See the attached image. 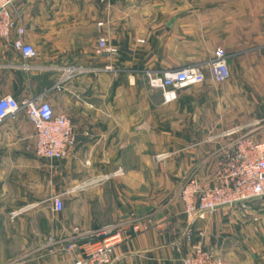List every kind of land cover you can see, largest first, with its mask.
<instances>
[{"label":"crops","instance_id":"0c3cea01","mask_svg":"<svg viewBox=\"0 0 264 264\" xmlns=\"http://www.w3.org/2000/svg\"><path fill=\"white\" fill-rule=\"evenodd\" d=\"M9 12L36 56L14 47L16 28L0 37V97L43 95L77 140L65 158L39 157L24 111L0 120V264H72L79 248L50 252L48 236L101 239L90 232L126 216L141 228L112 264H183L195 244L226 264H264L261 200L190 220L179 197L191 176L213 184L239 137L264 142V0H13ZM102 36L113 52L97 51ZM219 49L229 77L214 82ZM191 66L205 81L173 99L149 86V74Z\"/></svg>","mask_w":264,"mask_h":264},{"label":"built area","instance_id":"2783aa9c","mask_svg":"<svg viewBox=\"0 0 264 264\" xmlns=\"http://www.w3.org/2000/svg\"><path fill=\"white\" fill-rule=\"evenodd\" d=\"M12 1L0 0V37H9L11 30L16 28L17 36L12 42L14 47L24 58H33L36 56L34 46L23 40L24 29L16 26L11 18L9 7ZM101 1L110 3L112 0ZM98 25L101 26L102 22ZM114 50L106 37L102 36L98 39V52L110 53ZM207 69L210 79L214 82L226 80L229 77L226 53L221 49L217 50L214 58L207 63ZM205 79L204 68L199 66L172 70L161 75H148L149 86L161 89L165 94V100L175 98V89L190 84H199ZM56 88L60 90V84H57ZM21 110L26 113L34 128L37 156L50 159L65 158L68 150L75 145L77 140V134L70 118L63 113L55 114L43 95L21 101L10 96L0 97V120L13 117ZM116 173L122 174L123 171L117 169ZM179 197L184 204V212L190 220L213 214L218 208L224 206L239 205L247 209L249 202L254 199L264 202V142H255L245 136L239 137L234 143V151L226 153L217 162L215 182L213 184L201 182L191 176L181 187ZM51 200L55 211L63 208L61 194L52 195ZM17 214V211H13L11 217ZM142 226L144 227L145 224ZM140 228L139 221L126 216L97 231L90 232L92 235H103L101 239H84L80 243L68 242L63 245V239L48 236L43 246L50 252L79 248L80 254L72 264H112V251L115 245L124 240L128 229L138 231ZM183 264L226 263L224 258L215 251L195 244L191 254L183 259Z\"/></svg>","mask_w":264,"mask_h":264},{"label":"rangeland","instance_id":"374dc122","mask_svg":"<svg viewBox=\"0 0 264 264\" xmlns=\"http://www.w3.org/2000/svg\"><path fill=\"white\" fill-rule=\"evenodd\" d=\"M263 202V201H262ZM264 203V202H263Z\"/></svg>","mask_w":264,"mask_h":264}]
</instances>
